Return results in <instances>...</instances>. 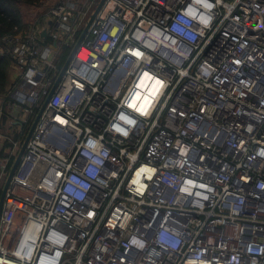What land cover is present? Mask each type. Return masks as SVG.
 I'll use <instances>...</instances> for the list:
<instances>
[{"label":"built area","instance_id":"obj_1","mask_svg":"<svg viewBox=\"0 0 264 264\" xmlns=\"http://www.w3.org/2000/svg\"><path fill=\"white\" fill-rule=\"evenodd\" d=\"M101 2L40 0L3 37L0 190ZM0 264H264V0H106L10 181Z\"/></svg>","mask_w":264,"mask_h":264},{"label":"trees","instance_id":"obj_2","mask_svg":"<svg viewBox=\"0 0 264 264\" xmlns=\"http://www.w3.org/2000/svg\"><path fill=\"white\" fill-rule=\"evenodd\" d=\"M40 0H0V45L7 34L20 31L25 22L26 9ZM10 61L0 58V94L7 93Z\"/></svg>","mask_w":264,"mask_h":264},{"label":"water","instance_id":"obj_3","mask_svg":"<svg viewBox=\"0 0 264 264\" xmlns=\"http://www.w3.org/2000/svg\"><path fill=\"white\" fill-rule=\"evenodd\" d=\"M105 1H106V0H102V2H101V4H100L99 8L97 9L95 15L93 16L92 20L90 21V23H89L88 26L86 27V29H85V31L83 32L81 38L79 39L77 45L75 46L73 52L71 53L70 57L68 58L67 62L65 63V65H64V67H63V69H62V71H61V73H60V75H59V77H58V79H57V81H56V83H55L53 89L51 90V92H50V94H49V96H48V98H47V100H46V102H45V104H44L42 110L40 111V113H39V115H38V117H37L35 123H34L33 126H32L31 131H30L29 134H28V137L26 138V140H25V142H24V144H23V146H22V148H21V150H20V152H19V155H18V157H17V159H16V161H15V163H14V166H13L12 170L10 171V174H9L8 180H7L6 185H5V188H4V190H3V192H2V195H1V199H0V218H1V214H2V209H3V204H4V198H5L6 191H7V189H8L9 184H10V181H11V179H12V177H13V175H14V173H15V171H16L18 165H19V162H20V160H21V158H22V156H23V154H24V151H25V149H26V146H27V144H28V142H29V140H30V138H31V136H32V134H33V132H34V130H35V127H36V125H37V123H38V120H39V118L41 117L43 111L45 110V108H46V106H47V104H48V102H49L51 96L53 95L54 91L56 90V88H57L59 82L61 81V79H62V77H63V75H64V73H65V71H66V69H67V67H68V65H69V63H70V61L72 60V58H73V56H74V54H75L77 48L79 47V45H80V43H81L83 37H84L85 34L87 33L88 29H89L90 26H91V23H92L93 20L95 19L96 15L98 14L100 8L103 6V4L105 3ZM43 36H46V33H45V32L43 33Z\"/></svg>","mask_w":264,"mask_h":264},{"label":"rangeland","instance_id":"obj_4","mask_svg":"<svg viewBox=\"0 0 264 264\" xmlns=\"http://www.w3.org/2000/svg\"><path fill=\"white\" fill-rule=\"evenodd\" d=\"M13 112L9 107L6 105L4 106L3 110V133L6 136H9L13 141H24L25 137L20 134H18V130L20 129L19 125H16L14 120H13ZM4 156V154L2 155ZM5 181H3L1 189L3 188ZM2 190H0V198L2 195Z\"/></svg>","mask_w":264,"mask_h":264},{"label":"snow or ice","instance_id":"obj_5","mask_svg":"<svg viewBox=\"0 0 264 264\" xmlns=\"http://www.w3.org/2000/svg\"><path fill=\"white\" fill-rule=\"evenodd\" d=\"M134 106V105H133Z\"/></svg>","mask_w":264,"mask_h":264}]
</instances>
